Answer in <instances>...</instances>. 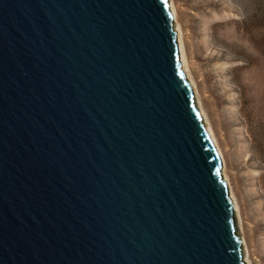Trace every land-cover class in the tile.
Listing matches in <instances>:
<instances>
[{"label":"water","instance_id":"water-1","mask_svg":"<svg viewBox=\"0 0 264 264\" xmlns=\"http://www.w3.org/2000/svg\"><path fill=\"white\" fill-rule=\"evenodd\" d=\"M0 264H248L171 0H0Z\"/></svg>","mask_w":264,"mask_h":264},{"label":"rangeland","instance_id":"rangeland-1","mask_svg":"<svg viewBox=\"0 0 264 264\" xmlns=\"http://www.w3.org/2000/svg\"><path fill=\"white\" fill-rule=\"evenodd\" d=\"M198 95L264 264V0H175Z\"/></svg>","mask_w":264,"mask_h":264},{"label":"bare ground","instance_id":"bare-ground-1","mask_svg":"<svg viewBox=\"0 0 264 264\" xmlns=\"http://www.w3.org/2000/svg\"><path fill=\"white\" fill-rule=\"evenodd\" d=\"M171 5H172V9H173V12L175 15L177 27L179 30L184 68H185V71L187 73V77L189 78L191 85L195 91L197 102H198L201 114L203 116V119L207 123L209 134L211 135V137H212V139H213V141H214V143L218 149V152L221 155V159L223 161V172H224V176H225V178L229 184V189H230L231 195H232L234 202H235V205H236V212H237V216H238V220H239V227H240V231H241L243 241H244V245H245V254H246L248 264H255L253 259L251 258V250L249 247L248 240H247L245 233H244L243 218H242V214H241V211H242L241 205H240L239 199L237 198V194L234 191L231 179H230L229 175L227 174V163H226V158H225L224 152H223V150L219 144V141H218L216 134H215V131H214V129H213V127L209 121V118H208V115L204 109V106H203L201 100L199 99L198 86H197V83H196V81L192 75L191 67H190V63H189V59H188L187 46H186V42H185V31L183 29V26L180 23V20H179V12H178V8H177V5L175 3V0H171Z\"/></svg>","mask_w":264,"mask_h":264}]
</instances>
